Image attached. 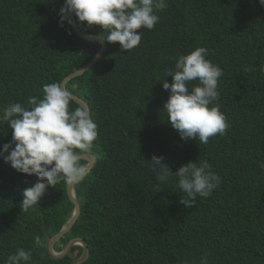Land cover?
<instances>
[{
  "label": "trees",
  "instance_id": "16d2710c",
  "mask_svg": "<svg viewBox=\"0 0 264 264\" xmlns=\"http://www.w3.org/2000/svg\"><path fill=\"white\" fill-rule=\"evenodd\" d=\"M63 3L0 0V111L15 102L30 107L29 97L42 99L45 84L62 83L101 50L60 26ZM158 15L153 29L138 30L137 47L124 51L106 42L97 61L66 83L88 104L98 137L96 161L75 185L80 213L60 241L86 240L90 253L81 264H200L205 254L208 264H264V6L259 0H167ZM76 24L89 34L103 31ZM197 47L222 69L214 103L230 125L207 144L182 140L163 109L169 92L162 84L172 82L167 72ZM77 106L73 99L69 110ZM10 141L11 129L0 121V146ZM153 155L163 156L173 172L207 160L221 183L186 208L175 176L158 185L148 165ZM36 181L0 158V264L18 248L31 251L28 264L74 260L72 252L55 259L45 246L72 212L67 184L49 187L22 211V191ZM124 213L133 215L123 223ZM36 236L44 247L35 245Z\"/></svg>",
  "mask_w": 264,
  "mask_h": 264
},
{
  "label": "clouds",
  "instance_id": "9594fccd",
  "mask_svg": "<svg viewBox=\"0 0 264 264\" xmlns=\"http://www.w3.org/2000/svg\"><path fill=\"white\" fill-rule=\"evenodd\" d=\"M259 4L264 6V0H259ZM166 7L167 0H64L59 8V24L61 27L65 24L69 26V35L76 23L99 26L103 31L95 40L100 47L105 41L118 42L122 50L128 51L141 43L142 33L138 30L153 29L159 21L158 12ZM207 56L208 50L204 47L180 55L176 59L175 70L166 74L172 77V82L165 79L162 84L163 89L169 92L163 108L167 113V122L182 140L198 139L203 144H207L210 137L223 135L230 126L226 116L214 103L219 97L218 79L223 72ZM192 81L198 83L189 89L188 84ZM42 92V99L29 97L27 103L30 107L15 102L0 111V121L6 122L11 129V141L0 146V158L18 173L37 177L31 187L22 191V211L39 203L46 190L61 181L69 186L82 183L88 173V161L84 159L86 163H81L83 154H92L96 161L93 149L98 137V125L91 119L89 109L80 105L70 111L73 93L61 82L45 84ZM163 160V156L153 155L148 165L155 173L158 185L175 176L178 189L185 194L180 203L186 208L195 205L197 196H210L221 183L220 176L212 170L207 160L189 161L175 172ZM260 166L264 168V163ZM74 194L80 207L76 192ZM72 214L73 209L59 230L47 236L45 246L53 258L61 259L72 252L74 260L69 264H81L90 253L86 240L72 237L66 242L60 241L73 226L63 233ZM124 215V220L121 217L123 223L133 214ZM105 222L110 224L109 219ZM56 235L59 236L53 241ZM69 242L72 244L68 245ZM34 243L37 247H44L40 236L34 238ZM78 247H82V252ZM31 258V251L18 248L4 264H28ZM107 261L119 263L113 257ZM200 264H208L207 254L201 257Z\"/></svg>",
  "mask_w": 264,
  "mask_h": 264
},
{
  "label": "water",
  "instance_id": "95a60500",
  "mask_svg": "<svg viewBox=\"0 0 264 264\" xmlns=\"http://www.w3.org/2000/svg\"><path fill=\"white\" fill-rule=\"evenodd\" d=\"M72 19H73V21H74V14H73V16H72ZM72 28H73V30H74V32L78 35V36H80L81 38H83V39H87V40H90V41H96L95 40V38L97 37V35H89V34H86L85 32H83L76 24L74 25V26H72ZM105 43H106V41H105ZM105 43L103 44V46H102V49L99 51V53L96 55V57L88 64V65H86L85 67H83V68H81L80 70H78V71H75V72H73V73H71V74H69L63 81H62V84L64 85V86H66V83L71 79V78H73V77H75L76 75H79V74H82V73H84L90 66H92L94 63H95V61L102 55V53H103V51H104V49H105ZM73 99L76 101V102H78L80 105H84V106H86L88 109H89V111H90V108H89V106H88V104L81 98V97H79V96H77V95H75V94H73ZM91 116V115H90ZM81 158H83V159H86L87 161H88V165H87V172H89L90 171V167L92 166V164H93V162L95 161V157L92 155V154H83L82 156H81ZM67 194H68V197H69V199H70V201L73 203V205H74V208H73V214H72V216H71V218H70V220L68 221V223H67V225H66V227L63 229V233L64 232H66L67 230H69L70 229V227L75 223V221L77 220V218H78V215H79V213H80V207H79V204H78V202H77V199L75 198V185L74 186H69V185H67ZM59 235H62L61 233L59 234ZM59 235H56V237L54 238V239H52L53 241H55L57 238H58V236ZM80 241H82V242H84L83 240H80ZM51 243H53V242H51ZM70 244H72V243H68V245H70ZM82 259H80V261H81ZM74 264H76V263H74Z\"/></svg>",
  "mask_w": 264,
  "mask_h": 264
},
{
  "label": "rangeland",
  "instance_id": "374dc122",
  "mask_svg": "<svg viewBox=\"0 0 264 264\" xmlns=\"http://www.w3.org/2000/svg\"><path fill=\"white\" fill-rule=\"evenodd\" d=\"M70 239H71V238H70ZM70 239H69V240H70ZM72 255H74V253H73Z\"/></svg>",
  "mask_w": 264,
  "mask_h": 264
}]
</instances>
